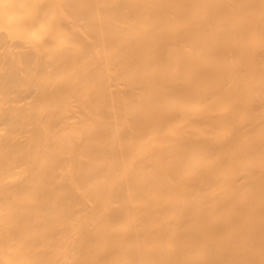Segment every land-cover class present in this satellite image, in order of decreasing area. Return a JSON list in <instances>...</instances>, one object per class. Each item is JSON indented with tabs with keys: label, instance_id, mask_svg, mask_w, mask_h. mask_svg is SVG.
Masks as SVG:
<instances>
[{
	"label": "bare ground",
	"instance_id": "6f19581e",
	"mask_svg": "<svg viewBox=\"0 0 264 264\" xmlns=\"http://www.w3.org/2000/svg\"><path fill=\"white\" fill-rule=\"evenodd\" d=\"M0 264H264V0H0Z\"/></svg>",
	"mask_w": 264,
	"mask_h": 264
}]
</instances>
